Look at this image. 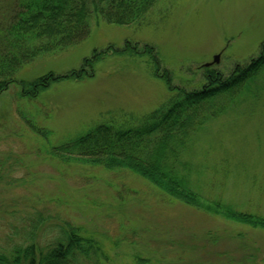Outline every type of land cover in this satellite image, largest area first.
Segmentation results:
<instances>
[{
    "label": "rangeland",
    "instance_id": "rangeland-1",
    "mask_svg": "<svg viewBox=\"0 0 264 264\" xmlns=\"http://www.w3.org/2000/svg\"><path fill=\"white\" fill-rule=\"evenodd\" d=\"M13 3L0 0V18L10 14ZM125 41L154 46L174 85L199 88L205 82L203 65L215 55L218 62L209 68L223 75L258 55L264 0H160L140 26L93 21L85 41L66 53L43 56L21 69L18 78L63 74L93 50L120 48ZM17 93L11 85L0 94V160L10 155L21 161L9 168L11 183L0 182L5 220L0 221V242H6L5 223L16 224L33 209L46 224L64 220L79 226L98 241L110 264H264L263 231L170 200L126 170L53 161L42 154L44 139L18 115L23 109L35 116L51 131L50 142L60 143L85 133L108 113L150 112L170 93L152 76L144 57L111 55L97 64L93 78L62 80L31 101ZM252 102L257 103L250 118L228 111L209 123L198 133L189 158L203 195L220 196L264 216V82L231 111ZM48 239L45 235L40 241Z\"/></svg>",
    "mask_w": 264,
    "mask_h": 264
},
{
    "label": "trees",
    "instance_id": "trees-1",
    "mask_svg": "<svg viewBox=\"0 0 264 264\" xmlns=\"http://www.w3.org/2000/svg\"><path fill=\"white\" fill-rule=\"evenodd\" d=\"M159 1L14 0L10 14L0 18V94L15 85L18 97L31 101L62 80L93 78L97 64L111 55L144 57L152 76L161 80L170 93L150 112L141 115L122 111L108 113L102 122L85 133L51 143V131L39 125L35 116L19 110L25 126L44 139L47 146L42 154L61 164L126 170L170 200L264 232V216L241 210L220 196L203 195L193 178L195 171L189 158L198 133L219 116L237 110L240 113L236 117L250 118L255 114L257 102L242 111H231V105L245 95L255 94L264 82V41L255 58L245 65L235 66L226 75L210 70V66L203 67L205 82L194 89L173 84L172 74L161 67L154 46H140L130 41H125L120 48L107 45L102 50H93L77 68L63 74L48 71L32 79L18 78L21 69L43 56L66 53L85 41L93 21L118 27L140 26ZM17 164H21L20 159L15 160L10 155L0 160L1 183H11L9 168ZM28 211L30 218H20L22 225L17 224L20 219L16 224L5 223L8 231L5 232L6 242H0V264H110L104 261L98 241L79 226L64 220L46 224V218L39 212ZM45 235L49 239L43 243L40 239ZM253 256L249 255L248 259Z\"/></svg>",
    "mask_w": 264,
    "mask_h": 264
},
{
    "label": "water",
    "instance_id": "water-1",
    "mask_svg": "<svg viewBox=\"0 0 264 264\" xmlns=\"http://www.w3.org/2000/svg\"><path fill=\"white\" fill-rule=\"evenodd\" d=\"M218 59H219V55H215V56L213 57L212 62L207 63V64H204L203 66H204V67L211 66L212 64L217 63V62H218Z\"/></svg>",
    "mask_w": 264,
    "mask_h": 264
}]
</instances>
